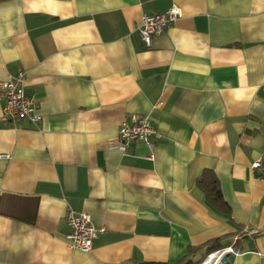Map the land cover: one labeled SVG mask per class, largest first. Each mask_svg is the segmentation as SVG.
<instances>
[{
	"label": "crops",
	"instance_id": "0c3cea01",
	"mask_svg": "<svg viewBox=\"0 0 264 264\" xmlns=\"http://www.w3.org/2000/svg\"><path fill=\"white\" fill-rule=\"evenodd\" d=\"M174 5L147 46L143 17ZM20 72L41 119L0 104V264H200L216 238L225 264H264V0L0 1V81ZM132 114L153 147L120 149ZM70 210L103 229L89 251Z\"/></svg>",
	"mask_w": 264,
	"mask_h": 264
},
{
	"label": "built area",
	"instance_id": "2783aa9c",
	"mask_svg": "<svg viewBox=\"0 0 264 264\" xmlns=\"http://www.w3.org/2000/svg\"><path fill=\"white\" fill-rule=\"evenodd\" d=\"M181 15V10L174 5L165 13L146 15L142 19L140 34L145 44L152 46L153 37L165 30ZM25 77L23 72L11 76L5 81H0V104L3 107V117L15 123L24 118H30L37 122L41 115L36 112L37 103L27 94L25 89ZM158 135L150 118L145 115L132 114L130 120L122 122L120 126L119 147L126 152L132 141H143L153 147L152 137ZM252 168L258 170L264 178V153L252 163ZM68 222L71 230L67 233V239L72 247L89 251L94 237L103 229H98L87 212L77 213L74 210L68 212ZM252 230L251 233H255ZM233 251L232 247L219 249L209 254L200 264H218L221 257L227 252Z\"/></svg>",
	"mask_w": 264,
	"mask_h": 264
},
{
	"label": "trees",
	"instance_id": "16d2710c",
	"mask_svg": "<svg viewBox=\"0 0 264 264\" xmlns=\"http://www.w3.org/2000/svg\"><path fill=\"white\" fill-rule=\"evenodd\" d=\"M5 1V0H0ZM199 187L205 192L207 202L216 209L230 211L229 205L223 199L219 179L212 170H206L198 180ZM208 251H215L224 247L222 238H216L207 243Z\"/></svg>",
	"mask_w": 264,
	"mask_h": 264
},
{
	"label": "water",
	"instance_id": "95a60500",
	"mask_svg": "<svg viewBox=\"0 0 264 264\" xmlns=\"http://www.w3.org/2000/svg\"><path fill=\"white\" fill-rule=\"evenodd\" d=\"M228 257H229V254L228 253H225L221 259H220V262L218 264H225L227 261H228Z\"/></svg>",
	"mask_w": 264,
	"mask_h": 264
}]
</instances>
